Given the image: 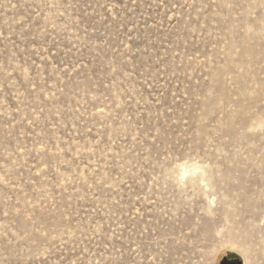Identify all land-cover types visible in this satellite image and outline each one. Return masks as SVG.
I'll use <instances>...</instances> for the list:
<instances>
[{"label": "rangeland", "instance_id": "rangeland-1", "mask_svg": "<svg viewBox=\"0 0 264 264\" xmlns=\"http://www.w3.org/2000/svg\"><path fill=\"white\" fill-rule=\"evenodd\" d=\"M244 258L264 0H0V264Z\"/></svg>", "mask_w": 264, "mask_h": 264}, {"label": "bare ground", "instance_id": "bare-ground-1", "mask_svg": "<svg viewBox=\"0 0 264 264\" xmlns=\"http://www.w3.org/2000/svg\"><path fill=\"white\" fill-rule=\"evenodd\" d=\"M243 258V257H242ZM244 264H247V261H246V259L244 258Z\"/></svg>", "mask_w": 264, "mask_h": 264}, {"label": "clouds", "instance_id": "clouds-1", "mask_svg": "<svg viewBox=\"0 0 264 264\" xmlns=\"http://www.w3.org/2000/svg\"><path fill=\"white\" fill-rule=\"evenodd\" d=\"M204 167L206 168L207 167V165H204ZM186 178V177H185Z\"/></svg>", "mask_w": 264, "mask_h": 264}]
</instances>
